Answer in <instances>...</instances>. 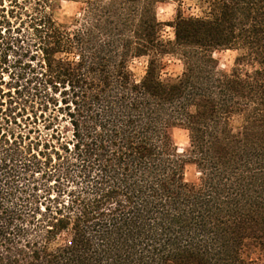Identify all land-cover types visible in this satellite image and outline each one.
Wrapping results in <instances>:
<instances>
[{
  "label": "trees",
  "instance_id": "1",
  "mask_svg": "<svg viewBox=\"0 0 264 264\" xmlns=\"http://www.w3.org/2000/svg\"><path fill=\"white\" fill-rule=\"evenodd\" d=\"M57 7L0 0V264H264V0L171 22L157 0ZM168 57L183 71L161 80Z\"/></svg>",
  "mask_w": 264,
  "mask_h": 264
},
{
  "label": "clouds",
  "instance_id": "2",
  "mask_svg": "<svg viewBox=\"0 0 264 264\" xmlns=\"http://www.w3.org/2000/svg\"><path fill=\"white\" fill-rule=\"evenodd\" d=\"M58 7L52 11V18L57 24H65L71 23L73 18H77L80 20L82 16L85 15L84 9V0H57ZM157 10L156 16L158 22L160 21H174L177 17L178 13L183 16L185 19L192 17H199L202 15L201 9V0H157ZM204 7H207L205 4ZM167 13V15H161V13ZM171 27V23L167 25ZM174 38V32H173ZM247 50L238 49L235 51H229L225 59L228 62V66L231 67L234 63L233 57L238 54L243 55L246 54ZM216 57L213 56V59ZM151 61V57L147 55V53H143L140 55H132L130 56L126 68L129 72L132 73V80L139 83L143 77L146 76L149 68V63ZM162 64H166L165 60H161ZM169 63H167L168 65ZM241 67L245 68L247 73H253L256 71V68L253 65H245L242 64ZM181 73V64L177 61V65L174 66H165L160 69V79L163 80L169 75L178 76ZM242 73V77H243ZM236 124H241L240 120L234 121ZM235 128L233 131L235 132ZM188 168V165H187ZM196 176L201 175L200 172L195 173ZM189 176V173H188ZM188 182L187 180L185 181Z\"/></svg>",
  "mask_w": 264,
  "mask_h": 264
},
{
  "label": "rangeland",
  "instance_id": "3",
  "mask_svg": "<svg viewBox=\"0 0 264 264\" xmlns=\"http://www.w3.org/2000/svg\"><path fill=\"white\" fill-rule=\"evenodd\" d=\"M158 6V5H157ZM161 15H167V13H161ZM73 20V19H72ZM164 22H169V21H164ZM173 28L172 27H168L167 25L164 27L163 29V32H162V36L164 39H174L173 38ZM229 51H233V50H221V51H217L215 52L214 56L216 57V59L218 60L219 62V67L220 69L224 70V71H230L232 66L229 67L228 66V62L227 60L225 59V56L226 54L229 52ZM236 57V56H235ZM235 57H233V61L235 60ZM177 61L180 62L181 64V73L183 71V65L181 63L180 60L178 59H175V58H167L166 59V62L169 63L167 66L171 67V66H176L177 65ZM181 75V74H180ZM179 76V75H178ZM178 76H172V75H169L167 76L166 78H177ZM173 135H174V139L177 143V146H178V149H179V152H185V150L187 149L188 145H189V137H188V132L185 130V129H182V128H176L173 132ZM198 172L196 166L194 164H188V168L186 166V179L188 181H191V182H197L198 181V178L199 176H196L195 173ZM188 173H189V176H188Z\"/></svg>",
  "mask_w": 264,
  "mask_h": 264
}]
</instances>
